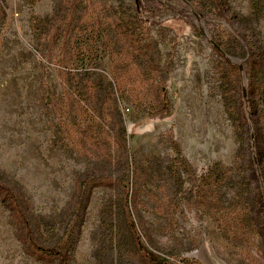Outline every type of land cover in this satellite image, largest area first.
Segmentation results:
<instances>
[{
    "label": "rangeland",
    "instance_id": "obj_1",
    "mask_svg": "<svg viewBox=\"0 0 264 264\" xmlns=\"http://www.w3.org/2000/svg\"><path fill=\"white\" fill-rule=\"evenodd\" d=\"M0 185V264H264V4L0 0Z\"/></svg>",
    "mask_w": 264,
    "mask_h": 264
},
{
    "label": "trees",
    "instance_id": "obj_2",
    "mask_svg": "<svg viewBox=\"0 0 264 264\" xmlns=\"http://www.w3.org/2000/svg\"><path fill=\"white\" fill-rule=\"evenodd\" d=\"M259 2L264 4V0H258ZM138 8L140 10H142L143 6L141 5L140 2H138ZM249 118V117H248ZM250 119V118H249ZM0 193L4 194V198H9L11 201V205L12 206V211L14 214V217L18 216L17 219H21L22 223L24 225V229L27 233H29L30 235V224L27 223L25 217L22 215L21 213V209H20V205H18V200H17V196L14 193V191L12 189H10L9 187L0 185ZM128 226L130 231L133 234L135 243L137 245V248L139 250V254L141 257V260L143 261V263L145 264H163L162 262L156 260L148 251H146L141 243V239L140 236L138 234V230H137V226L135 224L134 221H132L131 219L128 220ZM25 241L28 242V239L25 238ZM29 243L30 245L36 249V251L40 252L41 254H44V256H46L47 258L50 257H54L57 258V260L59 261L57 264H68V259L65 255V253H63V251H61L60 248L58 247H45L42 246L41 244H39L38 242H36L35 240L29 239Z\"/></svg>",
    "mask_w": 264,
    "mask_h": 264
},
{
    "label": "water",
    "instance_id": "obj_3",
    "mask_svg": "<svg viewBox=\"0 0 264 264\" xmlns=\"http://www.w3.org/2000/svg\"><path fill=\"white\" fill-rule=\"evenodd\" d=\"M213 43V42H212ZM214 44V43H213ZM216 47H218L219 48V46H217L216 44H214ZM243 94H244V97H245V95H246V91H245V88H243Z\"/></svg>",
    "mask_w": 264,
    "mask_h": 264
}]
</instances>
